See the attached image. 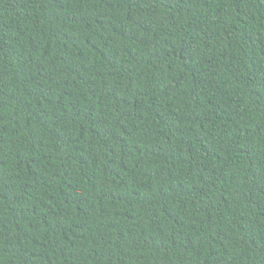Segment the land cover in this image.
Instances as JSON below:
<instances>
[{"label": "trees", "instance_id": "obj_1", "mask_svg": "<svg viewBox=\"0 0 264 264\" xmlns=\"http://www.w3.org/2000/svg\"><path fill=\"white\" fill-rule=\"evenodd\" d=\"M0 264H264V0H0Z\"/></svg>", "mask_w": 264, "mask_h": 264}]
</instances>
